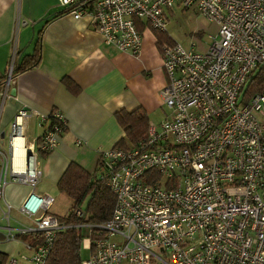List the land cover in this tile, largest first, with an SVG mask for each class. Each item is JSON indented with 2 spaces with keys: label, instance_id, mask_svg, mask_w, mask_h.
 Here are the masks:
<instances>
[{
  "label": "built area",
  "instance_id": "2783aa9c",
  "mask_svg": "<svg viewBox=\"0 0 264 264\" xmlns=\"http://www.w3.org/2000/svg\"><path fill=\"white\" fill-rule=\"evenodd\" d=\"M63 14L88 17L93 29L120 52L137 55L135 20L165 32L166 9L194 7L215 23L203 50L162 43L166 83L159 90L171 110L127 149L100 153L97 178L115 197L101 222H67L49 212L54 197L31 190L17 207L4 198L9 183L34 187L39 156L53 151L66 129L62 113L20 108L0 130V226L3 241L21 240L30 264H48L57 234L82 230L87 259L76 264H264V89L245 88L264 68V0H58ZM13 51L0 78V121L10 97ZM51 126L42 130L46 122ZM32 127L33 144L26 143ZM41 128V133L36 130ZM40 135V137H39ZM23 162L13 165L15 141ZM79 144V141H77ZM99 168V169H98ZM15 208L30 223L10 224ZM75 217L83 211L76 209ZM3 231V232H2ZM84 231V232H83ZM81 244V246H82ZM16 257L5 263L17 264Z\"/></svg>",
  "mask_w": 264,
  "mask_h": 264
},
{
  "label": "crops",
  "instance_id": "0c3cea01",
  "mask_svg": "<svg viewBox=\"0 0 264 264\" xmlns=\"http://www.w3.org/2000/svg\"><path fill=\"white\" fill-rule=\"evenodd\" d=\"M61 10L58 0H0V78L7 70L13 51L16 65L39 48L38 64L13 75L0 130L10 123L20 108L44 115L58 110L66 121L57 147L39 156L42 173L39 182L34 187L19 183L5 186L4 198L13 207H17L31 190L49 194L44 182L56 184L71 161L86 170L95 167L96 173L100 153L117 147L125 137L117 112L142 109L150 124L161 108L159 90L166 81L160 66L161 45L157 46L156 38L146 24L139 29L140 51L132 55L104 43L88 17L60 15ZM36 133L41 131L37 129ZM25 134L26 143H33L32 127ZM19 142L21 146V140ZM18 215L12 208L10 224L13 227L22 222ZM5 225L0 213V226ZM19 240L6 242L0 234V252L7 259L19 254L28 255L31 251L21 240L33 245L37 242L28 235L20 236ZM20 245L25 253L15 254ZM16 258L17 264L25 262L19 256Z\"/></svg>",
  "mask_w": 264,
  "mask_h": 264
},
{
  "label": "trees",
  "instance_id": "16d2710c",
  "mask_svg": "<svg viewBox=\"0 0 264 264\" xmlns=\"http://www.w3.org/2000/svg\"><path fill=\"white\" fill-rule=\"evenodd\" d=\"M64 11H60V15ZM135 20L136 28L139 30L145 23ZM158 47L164 42L172 43L165 35L152 29ZM39 61V48L30 55L24 56L21 63L14 65L13 74L34 67ZM264 89V68L247 83L245 92L251 94ZM117 119L124 129L125 137L121 139L117 147L129 148L141 139L147 131L148 119L142 109L132 112L119 111ZM51 126V121L43 125L42 130ZM40 137V135H39ZM59 191L65 193L71 200V211L64 218L67 222L87 221L101 222L108 219L114 205L115 197L102 179H98L95 172L91 173L76 161H71L56 183ZM84 205V206H83ZM76 209L83 211V216L77 218L74 215ZM82 230L70 228L57 234L54 246L49 254L48 264H76L80 260V249L82 244ZM7 256L0 252V260L5 263Z\"/></svg>",
  "mask_w": 264,
  "mask_h": 264
},
{
  "label": "rangeland",
  "instance_id": "374dc122",
  "mask_svg": "<svg viewBox=\"0 0 264 264\" xmlns=\"http://www.w3.org/2000/svg\"><path fill=\"white\" fill-rule=\"evenodd\" d=\"M165 12L166 23L164 35L171 42L179 43L180 45L185 47L194 44L195 49H197L198 51H203L210 44L211 38L216 33L217 26L214 22L207 20L205 17L198 14L194 7L183 8L179 5H173L166 9ZM147 28L149 27L147 26ZM165 83L166 81L164 82V85ZM170 114L171 110L167 106H165L161 100V108L152 117V124L158 125L166 117L170 116ZM38 130L41 131V128L39 127ZM22 162L23 155L20 142L19 140H16L14 147L13 165L18 166L19 164H22ZM92 168L93 167H89L88 170L90 171ZM94 169L95 167L90 172H95ZM95 174L96 176L98 175L97 171ZM44 183H46L45 187L49 191V194H51L55 199L54 204L50 208L49 212L57 215L60 219H64L71 211V200L65 193L58 190L56 184H52L51 182L47 181H45ZM19 218L24 223H30L28 220H26V218L22 217L21 215L19 216ZM11 251L15 252L13 249H11ZM17 253H25V249L22 245L16 247L15 254ZM87 257L88 250H85L82 244L80 249V259L84 260L87 259ZM20 263L30 264L27 261Z\"/></svg>",
  "mask_w": 264,
  "mask_h": 264
},
{
  "label": "bare ground",
  "instance_id": "6f19581e",
  "mask_svg": "<svg viewBox=\"0 0 264 264\" xmlns=\"http://www.w3.org/2000/svg\"><path fill=\"white\" fill-rule=\"evenodd\" d=\"M28 145H31V144H33V143H27Z\"/></svg>",
  "mask_w": 264,
  "mask_h": 264
},
{
  "label": "water",
  "instance_id": "95a60500",
  "mask_svg": "<svg viewBox=\"0 0 264 264\" xmlns=\"http://www.w3.org/2000/svg\"><path fill=\"white\" fill-rule=\"evenodd\" d=\"M12 91H13V90L11 89V93H12Z\"/></svg>",
  "mask_w": 264,
  "mask_h": 264
}]
</instances>
